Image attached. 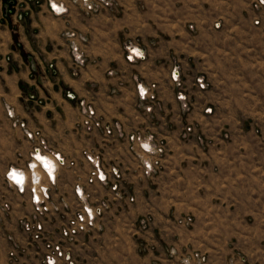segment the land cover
<instances>
[{
    "label": "crops",
    "instance_id": "crops-1",
    "mask_svg": "<svg viewBox=\"0 0 264 264\" xmlns=\"http://www.w3.org/2000/svg\"><path fill=\"white\" fill-rule=\"evenodd\" d=\"M104 1L109 4L89 11L82 0H0V168L23 167L28 159L15 121L39 130L52 151L75 161L60 172L57 186L69 206L65 215L73 210L76 184L89 193L90 205H106L97 229L71 246L75 264H198L194 253L205 264H231L235 249L221 237L230 219H246V182L261 179L264 152L240 117L219 114L223 87L209 83L200 61L207 33L240 23L225 20L232 6H248L253 19L241 23L253 28L264 23L253 24L264 6L255 8L258 0ZM52 5L64 13L56 15ZM132 49L143 58L129 60ZM175 67L182 89L170 78ZM203 75L208 82L200 90L195 81ZM152 84L155 101H139L137 85ZM181 90L185 100L177 99ZM87 109L111 134L85 129ZM130 137L151 149L164 145L153 172L145 174L141 165L152 156ZM85 155L100 161L107 185L87 184ZM111 169L120 176L117 197L109 189ZM249 194L257 202L253 189ZM9 196L12 235L21 240L16 221L30 206L22 203L26 197ZM10 251L0 237V264H43L41 248L23 244L13 260Z\"/></svg>",
    "mask_w": 264,
    "mask_h": 264
},
{
    "label": "built area",
    "instance_id": "built-area-1",
    "mask_svg": "<svg viewBox=\"0 0 264 264\" xmlns=\"http://www.w3.org/2000/svg\"><path fill=\"white\" fill-rule=\"evenodd\" d=\"M82 3L89 11H93L96 4L106 6L109 4L104 0H82ZM263 6L264 0H258L255 3V8L261 9ZM51 10L58 16L64 13V9L58 8L57 5H52ZM21 18L22 16H18L19 20ZM263 18L264 13L255 18L253 24L258 26ZM71 51L75 61L81 62V56L77 55V47L71 45ZM128 53L129 60L143 58V54L141 55L135 49L129 50ZM170 78L177 88L182 89L178 67L173 68ZM195 83L200 90H204L206 87L202 77L197 78ZM155 89L156 85L154 84L148 88L137 85L139 101L154 102L156 99ZM68 97L71 98L70 95ZM185 97L182 90L177 93L178 100H185ZM151 109L152 107H146L145 111L150 112ZM6 111L7 116L12 119V111L8 109ZM85 117L83 126L86 130L101 127L105 134H111L109 127H104L99 121L93 119L94 112L92 110L87 109ZM14 125L23 131L28 144V159L23 167H5L3 170L0 168V178L3 181L2 187H0V237L10 245L9 258L13 260L15 252L21 249V245L26 244L43 250L41 253L43 264H75L71 246L80 235L89 234L97 229L106 205H90L88 202L89 193L84 187L76 184L73 188L75 197L72 204L73 210L65 215V209H69V206L63 197L58 196L57 186L60 181V172L63 169L74 168L75 161L66 159L52 151L39 130H30L24 123L18 121H15ZM187 131L190 130L187 129ZM130 138L131 141L139 143V149L143 154L152 156L149 161L141 160L145 174L157 169L164 153V145L160 143L155 149H151L147 142H141L138 137ZM85 159L91 165V169L87 173V184L89 186L95 183L107 185L108 173L105 172L100 161L90 155H85ZM109 174L115 179V182L109 185V189L117 197L119 173L117 170L111 169ZM10 193L26 197L22 203L26 201L30 206V212H22L16 221L22 234L21 240L15 239L12 235L13 206ZM131 200L133 201V199ZM185 221L187 224L190 223L189 219ZM202 261H204L203 258Z\"/></svg>",
    "mask_w": 264,
    "mask_h": 264
},
{
    "label": "rangeland",
    "instance_id": "rangeland-1",
    "mask_svg": "<svg viewBox=\"0 0 264 264\" xmlns=\"http://www.w3.org/2000/svg\"><path fill=\"white\" fill-rule=\"evenodd\" d=\"M231 8L233 11L226 14L225 20L240 23L236 27L226 28L224 33L220 29L207 33V43L203 48L206 57L200 61V67L209 73V83L223 87L222 94L226 101L219 107V114L240 117V126L243 121L245 131L253 133L254 144L263 153L264 23L257 28L246 26L241 21L252 20L254 13L245 4H237L235 8ZM203 79L207 86L206 76L203 75ZM262 170L261 179L246 182V203L241 206L245 208L246 219L240 220V223L234 219H230L228 223L225 221L229 231L221 238L231 246V250L235 249L233 253H229L235 256V259H231V264H264V164ZM252 189L257 201L255 203L251 201L249 194ZM193 258L198 264H205V256L194 253Z\"/></svg>",
    "mask_w": 264,
    "mask_h": 264
}]
</instances>
